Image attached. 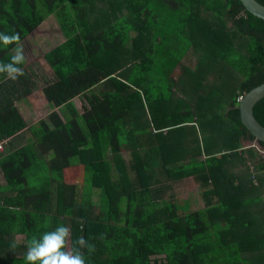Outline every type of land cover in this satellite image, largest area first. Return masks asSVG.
Wrapping results in <instances>:
<instances>
[{
	"label": "trees",
	"instance_id": "1",
	"mask_svg": "<svg viewBox=\"0 0 264 264\" xmlns=\"http://www.w3.org/2000/svg\"><path fill=\"white\" fill-rule=\"evenodd\" d=\"M257 1L264 5V0ZM94 3L0 0V31L18 32L23 43L47 18L55 16L67 37L43 57L54 80L25 95L35 108L44 104L65 107L60 111L63 117L50 113L29 127L25 146L0 155V169L15 193L12 198L21 199L15 206L0 187V264H26L25 244L60 224L71 229L73 240L84 236L95 245L92 253L84 250L87 264H226L225 260L238 264L243 255L253 256L251 264H264V194H260L264 159L251 149L239 151L242 137H255L243 126L236 103L239 95L264 84V20L249 13L240 0H110L98 20L92 21ZM176 14L182 16L179 31L187 34L186 51L201 48L203 64L226 65L228 77L244 75L233 90L239 95L231 99V110L220 120V133L226 124L225 153L209 157L206 168L198 170L205 208L182 215L164 200L168 187L165 190L143 177L135 165H130L132 179L121 156L130 135L138 138L141 115L146 116L135 76L139 42L161 39L154 24L161 16L172 21ZM175 37L168 38L174 42ZM14 47L0 45V62L10 61ZM141 60L154 62L151 46L141 52ZM176 60L174 67L181 61ZM82 96L88 98V108L81 116L73 100ZM254 117L264 126V100L254 108ZM184 122L180 118L177 125ZM25 127L14 102L0 106V141L20 136ZM258 143L264 148L263 142ZM42 155H48L44 172L48 189L28 183L29 177L38 175L34 166ZM235 162L246 169L244 177L233 173ZM187 167L169 174L188 177ZM93 192L98 193L97 205L92 202ZM214 195L217 202H210ZM17 235L24 239L16 242Z\"/></svg>",
	"mask_w": 264,
	"mask_h": 264
},
{
	"label": "crops",
	"instance_id": "2",
	"mask_svg": "<svg viewBox=\"0 0 264 264\" xmlns=\"http://www.w3.org/2000/svg\"><path fill=\"white\" fill-rule=\"evenodd\" d=\"M54 17L51 16V19ZM91 20L94 21L96 18L94 17ZM55 23H57V26H55L60 36H63L60 42L43 52L42 56L36 61L37 64L29 63L26 57V63L23 65L25 74L18 81L5 80L3 76H0V106L14 102L26 123L22 134L12 139L10 146L3 153H0L3 157L11 151H16L26 145V141L30 138V133L27 131L29 127L45 119L54 111L59 116H62L60 111L65 110V107L55 108L49 104L35 108L28 103L25 97L26 91L30 90L35 93L44 87L45 84L54 80L53 70L45 63L43 57L47 52L63 44L67 39L62 28L59 27V23L56 21ZM38 29L40 27L35 31ZM155 34L160 36L159 31H155ZM132 36L133 33L128 37L127 47H130V38ZM169 36L171 35H161V39L150 43L139 42V66L138 73L135 76L142 96V102L145 106L146 116L143 117L141 115V128L138 131V138L135 139L132 134L130 135V141L128 144H124L125 149L122 151L121 156L124 166L128 169V175L132 179L135 176L130 172V165H135L143 177L152 179L157 185L164 186L165 190L168 187L164 200L172 202L179 208V214L182 215L186 212H196L205 208V190L203 189L204 186H201L197 181L200 176L198 170L202 171L206 168L204 164L209 157L225 153L226 124L223 122V133H220V127H222L220 120L225 118L231 110V99L235 95H239V92L234 93L235 91L233 90L238 89V85L240 86L242 80L236 75H233L234 78L228 77L227 70L229 69L224 64L207 61L203 64V53L202 50H199L201 48L191 47L184 51L180 58L181 61L174 67L176 59L179 58L174 52V49H176L175 42L168 38ZM183 36L187 40V34L183 33ZM148 46H151L153 50L154 62L152 64H148L146 60L144 62L141 60V52L145 51ZM231 73L232 70L229 75ZM126 76L130 78L132 75L128 74ZM228 84H230L229 87L231 88L230 93L227 92ZM144 90L147 91L145 94L146 100L143 96ZM73 103L82 116L86 108H88V98L85 96L78 97L73 100ZM180 118L185 122L177 125V121ZM212 119L215 121L214 123H212ZM216 120L219 122L215 128ZM199 121H202V124ZM127 127L129 131L130 126ZM201 129L204 130V133L201 132ZM248 140L253 141L249 137L241 138L242 148L239 151L251 149L255 155L258 153L262 156L257 150L259 145L246 146L245 141ZM135 146L137 150L133 149ZM199 149L201 154L197 155ZM131 155L135 156L131 158ZM262 158L264 159L263 156ZM47 161L48 155L39 157L38 163L43 166L41 169L43 175L40 176L38 174L35 178L28 181L32 187L38 185L42 186L43 189H48L49 181L45 179L46 175L44 174ZM229 161L232 163L236 159H233V161L229 159ZM195 164L200 166L197 167ZM184 167L189 170L188 177L180 178L169 174L171 170ZM232 171L234 174L241 175V177H244L243 175L246 173V169L240 162L233 164ZM211 181L208 183L210 191L212 190ZM0 187L4 197L9 199L14 196L15 193L7 186L1 169ZM27 187L28 185H24L25 189ZM178 192H182L185 196L179 197ZM192 195L194 198L195 196L198 197L195 203L192 201ZM96 197L98 198V193L93 192V199ZM217 199L218 197L214 195L210 198V202H217ZM13 200L15 206L21 202L20 198H14ZM23 239V235L15 236L16 242H20ZM235 259H238V257ZM251 260H253L252 255H243L238 259L240 261L238 264H251ZM225 263H232V261L225 260Z\"/></svg>",
	"mask_w": 264,
	"mask_h": 264
},
{
	"label": "clouds",
	"instance_id": "3",
	"mask_svg": "<svg viewBox=\"0 0 264 264\" xmlns=\"http://www.w3.org/2000/svg\"><path fill=\"white\" fill-rule=\"evenodd\" d=\"M0 45L12 48L10 61L0 62V76L5 80L18 81L25 74L22 67L26 63L25 48L18 32L9 34L0 31ZM81 229H83V221ZM16 244L13 242L12 249ZM24 260L26 264H87L85 251L92 253L95 245L90 244L84 236L72 239L71 229L63 224L57 225L52 231L42 233L39 238L33 237L25 244Z\"/></svg>",
	"mask_w": 264,
	"mask_h": 264
},
{
	"label": "rangeland",
	"instance_id": "4",
	"mask_svg": "<svg viewBox=\"0 0 264 264\" xmlns=\"http://www.w3.org/2000/svg\"><path fill=\"white\" fill-rule=\"evenodd\" d=\"M107 1H110V0H103V1L95 0L94 6L92 8L94 10L93 11L94 13L92 14L91 19L95 17L98 20L100 10H106L107 9V4H106ZM52 17H54V16H52ZM180 17H182V16L176 14V15L172 16V18H173L172 21H169V20L164 21V18H167V16H161V19L159 18V22H157L156 25L154 24L155 27H153V29H155V31H159L160 36L161 35L162 36L163 35H169V34L176 36L175 37L176 39L174 40L176 49H174V52H176L178 54L179 59L183 55L184 51H186L185 49H187V43H188V41L185 40L183 33L181 31H179L180 27L182 26V22L179 20ZM54 18H52V19H51V17L47 18L44 21V23L40 26V29L33 32L32 35L23 43L24 48H25V55H26L29 63L33 62V63L37 64L36 61H38V59L42 56L43 52H45L48 48H50L51 46L60 42V40L63 39V36H60L58 29H56L57 23H55V21L56 22H58V21ZM228 26L231 27V23H228ZM44 30H46V31H44ZM35 59H37V60H35ZM162 64H163V61H162ZM240 69L243 70L242 65H240ZM238 75H236V77H238L243 82V79H244L243 73H238ZM245 143H246V146L259 145V147H261L260 144L258 143V141H256V140H253V141L248 140V141H245ZM261 149H262L263 153H261V152L260 153L264 156V148L261 147ZM42 168H43V166L38 163V165H36L34 170L38 174H42L43 173L41 170ZM35 177L36 176L29 177L28 179L32 180ZM257 184H258V182H255V185H257ZM261 193L264 194V186L261 187L260 194ZM178 196L184 197L185 195L182 192H178ZM193 198H194V196L192 195V201L195 203L198 197L195 196V198L194 199ZM92 202H93V204L97 205L98 204V198L97 197L94 198L92 200ZM195 208H197V207H195Z\"/></svg>",
	"mask_w": 264,
	"mask_h": 264
},
{
	"label": "water",
	"instance_id": "5",
	"mask_svg": "<svg viewBox=\"0 0 264 264\" xmlns=\"http://www.w3.org/2000/svg\"><path fill=\"white\" fill-rule=\"evenodd\" d=\"M245 9L255 17L264 20V5L257 0H240ZM264 100V84L246 94L239 105L243 126L258 142L264 143V126L254 117V108Z\"/></svg>",
	"mask_w": 264,
	"mask_h": 264
},
{
	"label": "built area",
	"instance_id": "6",
	"mask_svg": "<svg viewBox=\"0 0 264 264\" xmlns=\"http://www.w3.org/2000/svg\"><path fill=\"white\" fill-rule=\"evenodd\" d=\"M244 96H245V95H244ZM244 96H243V95L239 96V98L236 99V103L241 104L242 101H243V99H244ZM10 141H11V139H4V140L0 141V153H3V152L5 151V149L9 146ZM257 150H258L259 152L263 153L261 147H257ZM262 156H263V155H262ZM263 157H264V156H263ZM252 170H253V168H252ZM254 180H255V182H257L256 179H254Z\"/></svg>",
	"mask_w": 264,
	"mask_h": 264
}]
</instances>
